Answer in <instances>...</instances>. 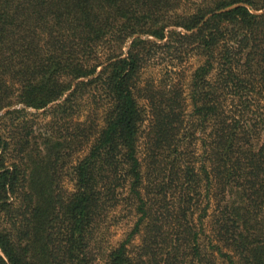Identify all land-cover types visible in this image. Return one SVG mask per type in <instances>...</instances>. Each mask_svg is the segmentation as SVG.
<instances>
[{"label": "trees", "instance_id": "1", "mask_svg": "<svg viewBox=\"0 0 264 264\" xmlns=\"http://www.w3.org/2000/svg\"><path fill=\"white\" fill-rule=\"evenodd\" d=\"M0 264H264V0H0Z\"/></svg>", "mask_w": 264, "mask_h": 264}, {"label": "rangeland", "instance_id": "2", "mask_svg": "<svg viewBox=\"0 0 264 264\" xmlns=\"http://www.w3.org/2000/svg\"><path fill=\"white\" fill-rule=\"evenodd\" d=\"M168 29L181 30L178 27H169ZM135 37H137V35ZM143 37L150 38V39L154 40V38H152L151 36H143ZM130 41H131V39L128 40L126 47L124 48V51L127 50V47L129 45ZM196 64H197V59L196 58H190L189 60H187L181 64L177 62V64L172 67V66L167 65L166 62H164L162 59L159 58L157 60H154V61L147 63L146 68L143 70V72L140 76V81L142 84L145 82L146 79L155 78L156 83H158V82H160V80H162V81L167 80V77L178 78V77H181L183 74H185V72H187V70L189 68L195 67ZM100 68L101 67H98V70ZM138 102L141 105L146 104L145 101L139 97H138ZM26 109L29 112H32V113L35 112V110L32 108H26ZM146 125H147V121H144L142 129ZM62 185L66 191L72 190V185H71V183L67 177L63 180ZM123 220L124 221L122 223H119L115 227L110 228V236L112 235V242H115L116 240H118L120 238L123 228L126 227V221H125V219H123ZM135 242H137V239L135 240Z\"/></svg>", "mask_w": 264, "mask_h": 264}]
</instances>
